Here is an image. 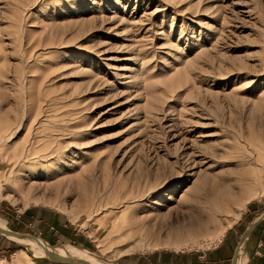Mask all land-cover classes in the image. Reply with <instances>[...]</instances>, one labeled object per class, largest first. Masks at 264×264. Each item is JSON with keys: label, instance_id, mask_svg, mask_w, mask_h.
I'll return each mask as SVG.
<instances>
[{"label": "rangeland", "instance_id": "rangeland-1", "mask_svg": "<svg viewBox=\"0 0 264 264\" xmlns=\"http://www.w3.org/2000/svg\"><path fill=\"white\" fill-rule=\"evenodd\" d=\"M43 208L71 240L11 227ZM0 218V264L205 261L229 230L264 264V0H0Z\"/></svg>", "mask_w": 264, "mask_h": 264}, {"label": "crops", "instance_id": "crops-1", "mask_svg": "<svg viewBox=\"0 0 264 264\" xmlns=\"http://www.w3.org/2000/svg\"><path fill=\"white\" fill-rule=\"evenodd\" d=\"M37 212V210L28 211L26 214L20 216V218L13 217L11 220V227L17 228L28 226L30 229L39 231H52L57 232V235H65L70 240L73 238L71 229L68 227L66 220L59 218V215L53 212L50 208H43ZM264 228V221L262 225H259L256 230H253L245 241L247 246L252 247V251L259 244L260 231ZM14 230V229H13ZM41 231V232H42ZM0 230V252H6L12 247V242L9 241ZM240 235L237 230H229L217 243V249L212 252H207V259L204 261L200 258H204V255L192 254H179L178 256L168 254L164 256L161 253L149 254L146 256H127L123 259L124 264H231V260L234 259L235 251L237 250L238 243L240 241ZM214 254L215 256H210ZM209 260V261H208ZM46 264H62L53 261L45 262Z\"/></svg>", "mask_w": 264, "mask_h": 264}, {"label": "bare ground", "instance_id": "bare-ground-1", "mask_svg": "<svg viewBox=\"0 0 264 264\" xmlns=\"http://www.w3.org/2000/svg\"><path fill=\"white\" fill-rule=\"evenodd\" d=\"M245 207V205L243 204L241 207H240V210L238 211L235 219L239 218L241 213H242V209ZM234 223V222H233ZM232 223V224H233ZM0 228L1 229H5L6 228V222L0 218ZM190 230V228H189ZM226 228H224L223 231L217 233L214 235V238L215 237H218L220 238V236H222V234L225 232ZM180 232V231H179ZM13 238V237H12ZM15 238V237H14ZM21 243L23 244H30L33 246V248L36 250V252L40 253L41 255H46V248L48 247L45 243H43L41 240H33L35 241L36 243L40 244L41 246H43V248H45V251H42L40 248H38L37 246L33 245L32 244V241L28 240L27 238H17ZM220 240V239H219ZM55 249V248H54ZM56 253H60L61 255L63 256H68V258H65L66 260L69 259L70 260H73V261H79L83 264H97V262H95V257L93 256H89L87 254V251L86 250H81L79 248H76V247H73V248H69V249H58L56 250ZM54 257V256H52ZM77 257H80L81 260H78L76 259ZM55 258H59V257H55ZM96 261H98L96 259ZM27 262H31L32 264H35L33 258L29 255V253L25 251H22V253H18L16 256H15V259H14V262L13 264H27ZM242 264V263H241Z\"/></svg>", "mask_w": 264, "mask_h": 264}]
</instances>
